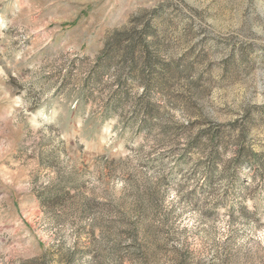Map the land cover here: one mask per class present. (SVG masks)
<instances>
[{
  "label": "rangeland",
  "instance_id": "374dc122",
  "mask_svg": "<svg viewBox=\"0 0 264 264\" xmlns=\"http://www.w3.org/2000/svg\"><path fill=\"white\" fill-rule=\"evenodd\" d=\"M0 264H264V0H0Z\"/></svg>",
  "mask_w": 264,
  "mask_h": 264
},
{
  "label": "trees",
  "instance_id": "16d2710c",
  "mask_svg": "<svg viewBox=\"0 0 264 264\" xmlns=\"http://www.w3.org/2000/svg\"><path fill=\"white\" fill-rule=\"evenodd\" d=\"M118 38H119V36L116 39H118ZM112 43H115L117 45H120V44H118L119 43L118 41H116V42L113 41ZM141 43L143 44V46L141 45V50H142V52H144L146 50V48L148 49V46H147L146 43H144V40L141 41ZM132 45H134V46L132 47ZM132 45H131V48L130 47H127L128 48V51H127V53L125 55V57H126L125 58L126 59L125 61L126 62H129L130 66L134 68L137 65L136 58L134 56V53H135V49L134 48L137 46V43L135 42V44H132ZM109 46L110 45H108L107 48H109ZM109 60H111V59L109 58ZM109 60H108V62H110ZM209 179L211 180V175L209 176Z\"/></svg>",
  "mask_w": 264,
  "mask_h": 264
}]
</instances>
